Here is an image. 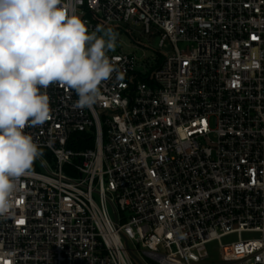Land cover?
Listing matches in <instances>:
<instances>
[{
    "label": "built area",
    "instance_id": "obj_1",
    "mask_svg": "<svg viewBox=\"0 0 264 264\" xmlns=\"http://www.w3.org/2000/svg\"><path fill=\"white\" fill-rule=\"evenodd\" d=\"M62 5L89 32L130 23L172 52L109 51L91 109L49 86L51 118L24 131L56 167L38 157L17 181L0 264H135L131 243L159 264H264V0Z\"/></svg>",
    "mask_w": 264,
    "mask_h": 264
},
{
    "label": "clouds",
    "instance_id": "obj_2",
    "mask_svg": "<svg viewBox=\"0 0 264 264\" xmlns=\"http://www.w3.org/2000/svg\"><path fill=\"white\" fill-rule=\"evenodd\" d=\"M117 40L111 28L89 32L62 0H0V216L13 208L17 181L42 155L24 130L51 118L47 89L74 90L73 107L91 109L102 82L117 71L107 54Z\"/></svg>",
    "mask_w": 264,
    "mask_h": 264
},
{
    "label": "rangeland",
    "instance_id": "obj_3",
    "mask_svg": "<svg viewBox=\"0 0 264 264\" xmlns=\"http://www.w3.org/2000/svg\"><path fill=\"white\" fill-rule=\"evenodd\" d=\"M116 33H118L117 47L114 51H121L124 53H136L139 57L145 55L148 59H153L159 52L163 55H168L172 52L171 46H166L164 49L159 47L160 37L149 36L144 33V30L141 26H135L133 24H116L111 26ZM99 34V33H98ZM180 47H184V44H180ZM42 155L39 156L50 169H55V160L48 153L47 150L41 149ZM31 170L42 171L38 162L35 160ZM65 171H68V168H65ZM97 200V196H94ZM237 238L231 237L225 239L224 242L235 241ZM208 249L211 252V256L214 260L218 259L220 255L219 245L217 242L211 243L208 245ZM131 250H134V255L132 259L135 264H159L156 261L148 258L142 253L141 246H137L134 243H131Z\"/></svg>",
    "mask_w": 264,
    "mask_h": 264
},
{
    "label": "snow or ice",
    "instance_id": "obj_4",
    "mask_svg": "<svg viewBox=\"0 0 264 264\" xmlns=\"http://www.w3.org/2000/svg\"><path fill=\"white\" fill-rule=\"evenodd\" d=\"M20 223H23V221H20Z\"/></svg>",
    "mask_w": 264,
    "mask_h": 264
}]
</instances>
